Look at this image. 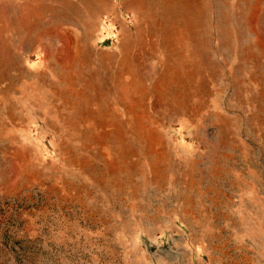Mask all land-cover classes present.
Wrapping results in <instances>:
<instances>
[{"label": "rangeland", "instance_id": "rangeland-1", "mask_svg": "<svg viewBox=\"0 0 264 264\" xmlns=\"http://www.w3.org/2000/svg\"><path fill=\"white\" fill-rule=\"evenodd\" d=\"M0 264H264V0H0Z\"/></svg>", "mask_w": 264, "mask_h": 264}]
</instances>
